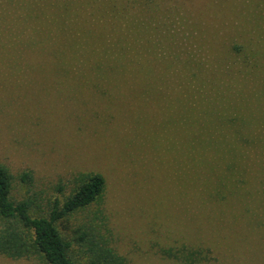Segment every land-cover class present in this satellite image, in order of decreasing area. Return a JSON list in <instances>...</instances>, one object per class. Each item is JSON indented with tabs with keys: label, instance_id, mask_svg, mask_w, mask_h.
<instances>
[{
	"label": "rangeland",
	"instance_id": "obj_1",
	"mask_svg": "<svg viewBox=\"0 0 264 264\" xmlns=\"http://www.w3.org/2000/svg\"><path fill=\"white\" fill-rule=\"evenodd\" d=\"M148 3L108 79L80 66L89 40L70 48L65 0H0L10 197L49 217L102 175L103 194L57 222L77 264H264V0Z\"/></svg>",
	"mask_w": 264,
	"mask_h": 264
},
{
	"label": "trees",
	"instance_id": "obj_2",
	"mask_svg": "<svg viewBox=\"0 0 264 264\" xmlns=\"http://www.w3.org/2000/svg\"><path fill=\"white\" fill-rule=\"evenodd\" d=\"M143 1L141 12L146 13L151 8L148 0ZM133 2L134 0H65L66 4H62L63 11L76 22L72 33L70 32V48L72 43L73 51L76 52L81 43L89 40L90 44L89 50L80 55V58H84L80 66L99 71L108 79L114 76L110 74L117 73V67L126 68L112 53L116 47L121 54H129L135 49L134 27L130 19H126L132 13ZM142 27L145 33L147 21H144ZM105 187L102 175H91L62 205L56 202L49 217H33L29 200L17 203L12 201V175L0 165V219L3 221L0 228V254L15 260L41 255L49 264H77L69 256L71 243L62 236L57 222L90 206L103 194ZM109 257L111 263L116 264V258L110 253Z\"/></svg>",
	"mask_w": 264,
	"mask_h": 264
}]
</instances>
